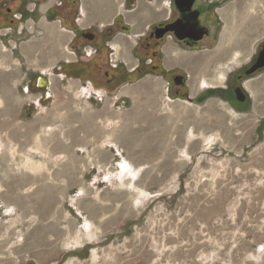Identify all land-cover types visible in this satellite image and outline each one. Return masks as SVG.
I'll return each mask as SVG.
<instances>
[{
    "label": "crops",
    "instance_id": "obj_1",
    "mask_svg": "<svg viewBox=\"0 0 264 264\" xmlns=\"http://www.w3.org/2000/svg\"><path fill=\"white\" fill-rule=\"evenodd\" d=\"M170 1L76 0L74 7L68 1L59 11L60 0H0V62L7 68L3 79H11L22 97L15 116L31 106L37 124L7 130L10 138L24 135L14 147L23 161L17 173L7 161L5 190H0V245L8 251L0 264H59L68 252L63 264L174 263L169 254L160 259L153 248L148 255L142 237L133 256L126 254L123 235L128 218L147 211L156 224L165 206L150 204L182 196L181 176L191 162L190 118L176 125L167 109L168 100L181 96L170 97L166 80L136 73L138 39L149 23L168 16ZM28 22L38 34L20 40ZM104 26L114 32L102 35ZM92 29L97 31L93 39L80 35ZM8 36L10 41H4ZM195 62L183 65L191 79L190 97L195 89L197 94L215 86L207 81L212 62ZM76 69H82L78 78ZM109 76L114 81L107 83ZM220 78L224 80V72ZM47 99H52L50 106L43 104ZM41 132L59 137L55 143L44 142ZM33 133L37 138L27 143ZM44 165L51 167V181L45 179ZM64 196L66 206L53 204ZM86 249L89 253L82 254ZM263 249L264 243L249 257H260ZM180 261L192 260L184 256Z\"/></svg>",
    "mask_w": 264,
    "mask_h": 264
},
{
    "label": "rangeland",
    "instance_id": "obj_2",
    "mask_svg": "<svg viewBox=\"0 0 264 264\" xmlns=\"http://www.w3.org/2000/svg\"><path fill=\"white\" fill-rule=\"evenodd\" d=\"M226 9L230 10L227 20L224 19ZM243 12L256 16V19L253 22L241 21ZM218 15L223 19L217 32L218 43L221 33L232 36L242 28L256 25L255 31H248L246 43L243 42L244 49L230 45L232 48L225 51L229 56L236 50L242 52L243 56L246 52L245 58L251 56L257 45L264 40V0H230L218 10ZM30 26V22L24 23L20 40L38 34V30ZM4 41L9 42L10 37ZM10 57L8 52L6 59L10 60ZM0 60H3L2 55ZM210 67V70L207 68V81L215 86H228L230 81L220 80L221 72L225 76L229 75L236 66L213 60ZM5 69V65L0 62V140L5 144L2 149L4 154L0 157V190H5L3 185H6L7 161L11 160L10 169L16 173L21 171L19 169L23 161V154L14 147L23 142L24 135L16 134L10 138L8 128L14 125H37L32 118L34 108L31 106L22 108L15 116L22 97L11 79H3ZM145 72L141 77L151 74L159 77L151 70ZM31 79L35 80V74H32ZM164 80L168 87L167 78ZM248 82H251V86L253 83V87L250 83L245 84L252 96L247 108L239 109L228 98L220 95L193 99L201 92L195 94L197 89L192 92L191 101L182 96L180 100H168L167 109L173 111L176 125L190 118L191 162L181 176V179L185 178L179 191L183 197L157 199L151 203V206L157 202L165 206L163 212L157 214L155 225L148 211L138 217L128 218L123 233L127 240L126 254L133 256L139 249L136 240L142 237L147 242L143 249L148 255L152 254L153 248L154 254L158 253L160 259H166L169 254L174 258L173 264H264V249L260 257H255L256 260L249 257L250 254L257 255L259 247L264 243V71ZM35 88L38 85H34L32 90L35 91ZM168 94L172 99L176 96L171 92ZM43 101L46 106L52 104V99ZM157 101L160 102L158 99L154 102ZM44 133L47 132L39 135L44 142L55 143L59 137V134L45 136ZM36 135H28L26 142L36 139ZM8 142L12 148L7 152ZM42 168L46 173L45 179L51 181L50 165ZM53 200L54 205L66 206L68 197ZM66 217L70 219L71 216ZM7 253L6 247L0 245V257L5 258ZM88 253L86 249L82 254ZM9 255L12 256V252ZM70 255V252L63 255L59 264H63ZM183 255L192 261L182 263L180 259H184Z\"/></svg>",
    "mask_w": 264,
    "mask_h": 264
},
{
    "label": "flooded vegetation",
    "instance_id": "obj_3",
    "mask_svg": "<svg viewBox=\"0 0 264 264\" xmlns=\"http://www.w3.org/2000/svg\"><path fill=\"white\" fill-rule=\"evenodd\" d=\"M68 1L71 2L72 7L76 4V0H60L57 9L63 11ZM189 1L179 0L176 3L171 0L167 6L168 16L146 26V32L140 36L136 46V69L140 72L151 70L162 79L167 78V92L186 97L189 95L187 84L189 75L182 69L184 64L190 65L196 61L195 64L202 65L204 63L201 62L225 61L227 65L236 66L233 73L230 71L229 75L226 74L223 80V82L230 81L229 85L206 86L201 90L198 97H193V99L201 100L208 95H220L228 98L239 109L249 107L252 96L247 91L245 81L252 80L264 71V67L253 70L264 40L257 45L251 56H247L248 58L244 57L246 52L243 56L239 50L230 53L229 56L225 51L232 47L228 46L220 50L219 46L223 33H221L218 43L217 32L221 27L220 23L223 22V19L218 15V10H221L230 0H193L192 3H189ZM224 11V19L227 20L226 17L230 14V10L226 9ZM15 19H22V15L20 17L15 16ZM120 27L127 29L122 25ZM114 29V27L104 26L100 31L102 35L107 36L113 33ZM88 32L93 33L95 36L97 31L92 29ZM84 33L87 32L80 31L81 36ZM198 35H202V37L196 39L195 37ZM169 45H172L170 48L173 49L170 52ZM237 47L244 49V45ZM192 52L197 54L193 55ZM231 59H236L238 63L233 62ZM71 71L75 73V70ZM105 72L104 70L103 73L105 74ZM106 81L107 83L114 81L113 76L106 78Z\"/></svg>",
    "mask_w": 264,
    "mask_h": 264
},
{
    "label": "bare ground",
    "instance_id": "obj_4",
    "mask_svg": "<svg viewBox=\"0 0 264 264\" xmlns=\"http://www.w3.org/2000/svg\"><path fill=\"white\" fill-rule=\"evenodd\" d=\"M256 16L254 15H249L247 12H243L242 13V20L244 22H247L248 20L251 22H253V20H255ZM255 18V19H254ZM241 23V22H240ZM252 25V24H251ZM250 30V32L255 31L256 30V25H253V27L250 26V28L246 27V28H242L239 32H236L234 35H230L228 36L227 34H223L222 38H221V43L219 46V49L222 50L225 47H228V45H237V46H241L244 45V43H246V39H247V34L248 31ZM237 35V36H236ZM244 42V43H243ZM219 51V50H218ZM236 61V60H235ZM248 83H246L247 85Z\"/></svg>",
    "mask_w": 264,
    "mask_h": 264
},
{
    "label": "water",
    "instance_id": "obj_5",
    "mask_svg": "<svg viewBox=\"0 0 264 264\" xmlns=\"http://www.w3.org/2000/svg\"><path fill=\"white\" fill-rule=\"evenodd\" d=\"M176 3L179 1V0H174ZM181 1V0H180ZM193 0H190L189 3H192ZM83 37L84 38H87V39H93V34L87 32V33H84L83 34ZM202 37V35H198L197 37H195L196 39H200ZM264 67V44L262 45V48L261 50L259 51V54H258V60H257V63L254 65L253 67V70L254 69H257V68H262ZM82 69H76V73L74 74V77H79L80 73H81ZM249 80L245 81V84L246 82H248ZM186 99L188 101H191L192 100V97H190L189 95L186 96Z\"/></svg>",
    "mask_w": 264,
    "mask_h": 264
},
{
    "label": "trees",
    "instance_id": "obj_6",
    "mask_svg": "<svg viewBox=\"0 0 264 264\" xmlns=\"http://www.w3.org/2000/svg\"><path fill=\"white\" fill-rule=\"evenodd\" d=\"M146 70H143V71H138V69H136V73H137V75L138 76H141L142 74H145L146 72H145Z\"/></svg>",
    "mask_w": 264,
    "mask_h": 264
}]
</instances>
